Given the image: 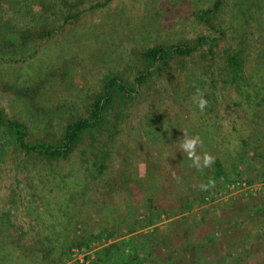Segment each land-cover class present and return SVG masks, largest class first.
Returning <instances> with one entry per match:
<instances>
[{"label":"rangeland","instance_id":"obj_1","mask_svg":"<svg viewBox=\"0 0 264 264\" xmlns=\"http://www.w3.org/2000/svg\"><path fill=\"white\" fill-rule=\"evenodd\" d=\"M216 1L85 0L38 53L0 63V109L31 137L59 138L107 74L134 81L147 48L226 35L214 60L153 70L67 160L26 157L0 132V264H264V0H225L207 25ZM234 50L240 86L222 63ZM185 131L211 167L180 152Z\"/></svg>","mask_w":264,"mask_h":264},{"label":"trees","instance_id":"obj_2","mask_svg":"<svg viewBox=\"0 0 264 264\" xmlns=\"http://www.w3.org/2000/svg\"><path fill=\"white\" fill-rule=\"evenodd\" d=\"M84 1L0 0V63L17 62L26 53H38L41 40L52 38L64 25L80 17L86 10ZM224 2L225 0H217L213 7L201 11L202 21L212 25ZM214 32L218 36L202 35L196 42L158 44L147 48L142 53L146 68L130 83L118 74H107L103 79L101 92L89 105L88 114L69 121L59 138L31 137L26 122L7 117L2 109L0 132L4 131L10 136L14 146L26 157L67 160L80 148L87 134L100 133L114 104H123L137 95L142 83L150 77L153 70L161 72L175 59H187L198 52L211 53L214 60L217 55L215 48L226 36L222 28L215 29ZM206 46L209 51L204 50ZM244 60L245 54L241 50L223 53L222 63L227 70L226 78L235 86L244 80ZM92 140L96 141V138L93 136ZM2 234L4 236L7 232L3 229ZM0 248L2 250L1 242ZM39 251L42 259L51 254ZM27 252L32 253L34 250L30 248ZM21 254L26 257V254Z\"/></svg>","mask_w":264,"mask_h":264},{"label":"clouds","instance_id":"obj_3","mask_svg":"<svg viewBox=\"0 0 264 264\" xmlns=\"http://www.w3.org/2000/svg\"><path fill=\"white\" fill-rule=\"evenodd\" d=\"M194 102L197 103V106L203 110L207 104V100L204 98V94L198 90V99L194 97ZM183 140H179V149L180 152L186 153L189 160L192 161L193 166L196 168H207L211 167L214 163V158L208 153H204L203 156L197 153V146L202 143L199 136H189L185 131L183 132ZM214 184V181L209 179L208 183L201 184V190H207L210 185Z\"/></svg>","mask_w":264,"mask_h":264}]
</instances>
